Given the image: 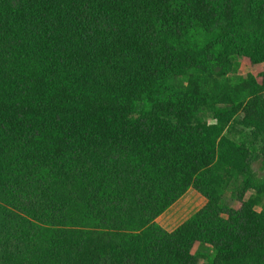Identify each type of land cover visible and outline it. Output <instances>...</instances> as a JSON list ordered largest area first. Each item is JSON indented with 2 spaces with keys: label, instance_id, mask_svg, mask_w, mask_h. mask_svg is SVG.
I'll list each match as a JSON object with an SVG mask.
<instances>
[{
  "label": "trees",
  "instance_id": "16d2710c",
  "mask_svg": "<svg viewBox=\"0 0 264 264\" xmlns=\"http://www.w3.org/2000/svg\"><path fill=\"white\" fill-rule=\"evenodd\" d=\"M0 264H264V0H0Z\"/></svg>",
  "mask_w": 264,
  "mask_h": 264
},
{
  "label": "rangeland",
  "instance_id": "374dc122",
  "mask_svg": "<svg viewBox=\"0 0 264 264\" xmlns=\"http://www.w3.org/2000/svg\"><path fill=\"white\" fill-rule=\"evenodd\" d=\"M247 70L254 73L258 72L257 69L243 67L241 73ZM255 170L259 175H262L259 170V165L255 167ZM206 203L207 200L205 197L196 190L190 189L157 219V223L167 231H173L189 219L194 213L202 209ZM257 209L260 210L259 207Z\"/></svg>",
  "mask_w": 264,
  "mask_h": 264
}]
</instances>
